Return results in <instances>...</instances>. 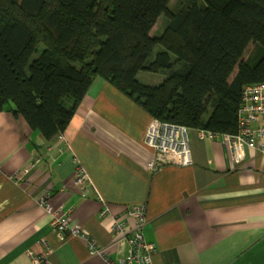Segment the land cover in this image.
<instances>
[{"label": "crops", "instance_id": "1", "mask_svg": "<svg viewBox=\"0 0 264 264\" xmlns=\"http://www.w3.org/2000/svg\"><path fill=\"white\" fill-rule=\"evenodd\" d=\"M151 119L101 78L88 88L63 141L59 134L45 139L21 116L0 111V264H31L29 252L41 264L117 262L130 245L113 222L125 221L130 232L126 210L134 204L146 208L142 231L157 247L153 264H264L261 154L247 148L235 162L221 140L202 139L191 129V164L160 156L151 168L155 152L144 143ZM78 164L90 179L86 195L73 183ZM45 194L103 254H90L79 236L59 238L38 202Z\"/></svg>", "mask_w": 264, "mask_h": 264}, {"label": "trees", "instance_id": "2", "mask_svg": "<svg viewBox=\"0 0 264 264\" xmlns=\"http://www.w3.org/2000/svg\"><path fill=\"white\" fill-rule=\"evenodd\" d=\"M171 1L0 0V111L51 139L101 78L152 118L235 133L242 88L264 82V0Z\"/></svg>", "mask_w": 264, "mask_h": 264}, {"label": "built area", "instance_id": "3", "mask_svg": "<svg viewBox=\"0 0 264 264\" xmlns=\"http://www.w3.org/2000/svg\"><path fill=\"white\" fill-rule=\"evenodd\" d=\"M241 100L238 109L237 131L235 133H214L211 131L196 129L200 138L218 139L227 146L233 161L240 162L247 148L256 149L264 160V143L259 138L264 137V123L257 125L264 118V82H257L245 85L241 91ZM189 128L180 124L162 122L152 118L148 124L144 143L153 149L155 159L149 165L151 168L157 167L160 162V156L170 157L176 165L191 164V151L188 140ZM63 134H59L58 140L63 141ZM74 185L79 189L82 195H86L89 190L90 179L83 167L78 164L74 172ZM41 206L50 213V223L57 231L61 240L68 235H75L86 241L90 254L101 255L104 249L95 246L94 241L88 238L82 227L77 223H69L68 214L60 208L52 206L48 199V194L43 195L39 201ZM105 211H101L104 214ZM126 213L133 220L132 230L125 233V221L114 220L113 231L121 233L127 238L130 245V252L127 257L114 262L105 258V264H153L152 255L157 247L154 243L145 240L142 228L147 220L146 208L142 204L129 206ZM31 258V264H41L44 260L41 257L28 253Z\"/></svg>", "mask_w": 264, "mask_h": 264}, {"label": "rangeland", "instance_id": "4", "mask_svg": "<svg viewBox=\"0 0 264 264\" xmlns=\"http://www.w3.org/2000/svg\"><path fill=\"white\" fill-rule=\"evenodd\" d=\"M177 0H172L171 1V5H173L174 3H176ZM163 23H164V20H163V16H160L156 22V24L154 25V27L152 28L151 30V34L152 33H160L163 29ZM254 45L250 44L247 48V50L245 51L244 53V58H247L253 51L254 49ZM160 50H163L162 46L161 45H157L154 50H153V53L151 55V58L154 57V54L157 52V51H160ZM33 56L35 57L36 54H33ZM165 73L166 71H163V70H160L158 72H150V71H147V70H140L138 73H137V76H138V80L143 83V84H146V85H156L158 84L160 81H161V78L162 77H165Z\"/></svg>", "mask_w": 264, "mask_h": 264}]
</instances>
